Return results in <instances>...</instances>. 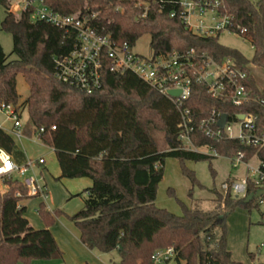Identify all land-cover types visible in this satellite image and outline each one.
<instances>
[{"label": "trees", "instance_id": "obj_1", "mask_svg": "<svg viewBox=\"0 0 264 264\" xmlns=\"http://www.w3.org/2000/svg\"><path fill=\"white\" fill-rule=\"evenodd\" d=\"M43 1L54 13L76 17L116 43L135 46L142 37L150 36L154 57L193 50L218 62L233 60L247 74L244 85L256 101L238 108L227 99L212 98L204 85L194 83L186 105L198 120L208 118L213 110L230 121L239 115H254L258 129L264 130V89L257 87L249 69L252 65L264 71V0H219L216 8L218 14L230 19L233 32L241 35L243 29L247 30L254 50L251 61L220 44V34L203 37L191 33L181 20L170 17L174 5L162 9L159 0ZM139 1L149 2L147 12L137 6ZM207 1L214 4L215 0ZM0 3L5 9L0 30L13 39L11 55L0 45V103L21 107L17 77L23 76L30 91L25 103L29 124L24 135L36 137L54 150L60 179L92 181L85 190L84 207L69 217L80 232L82 244L102 254L116 252L120 264H151L157 250L170 247L177 252V264H233L227 241L228 216L237 208L250 212L259 208L264 197L246 202L259 188L249 183L243 199L211 190L217 198L216 211L182 205L184 214L177 216L155 206L158 186L169 158L211 163L213 155L233 159L243 153V160L249 162L255 156L264 160V148H247L228 137L207 138L196 130L193 145L213 155L184 150L178 139L180 114L176 106L135 74L111 72L107 64L101 88L91 95L60 82L55 59L71 52L77 43L76 33L33 20L32 8L14 14L11 0ZM12 55L16 59L12 60ZM152 129L164 133L168 151L158 150ZM0 148L18 164L27 162L2 128ZM185 174L199 186L192 172ZM27 199L32 198L16 181L10 182L0 196V264L63 258L50 231L63 213H50L40 203L37 213L45 228L36 230L21 205Z\"/></svg>", "mask_w": 264, "mask_h": 264}, {"label": "built area", "instance_id": "obj_2", "mask_svg": "<svg viewBox=\"0 0 264 264\" xmlns=\"http://www.w3.org/2000/svg\"><path fill=\"white\" fill-rule=\"evenodd\" d=\"M159 3L162 9L168 4L174 5L170 17L181 20L193 34L213 37L227 31L251 44L250 39L246 37V29L238 35L232 31L230 19L218 14L216 8L219 6V0H215L214 4H209L207 0H159ZM149 5L147 1L137 2V6L144 7L145 12ZM28 8L33 9V20L76 33L77 43L71 52L55 59L56 78L60 82L91 95L101 88L102 71L107 64L111 72L135 74L176 106L180 114L178 139L184 150L202 153L203 149H197L192 142V135L196 130L202 131L207 138L228 137L239 140L247 148H264V130L258 129L257 117L254 115H239L237 120L232 121L227 117L225 126L221 128L219 122L223 114L220 112L213 110L208 118L198 120L186 105L194 83L204 85L212 98L227 99L238 108L256 101L244 85L247 74L239 69L233 60L224 59L218 62L208 55L198 56L193 50L145 57L136 53L135 46L129 42L116 43L110 36H101L90 25L76 17H64L54 13L43 0H11V11L14 14ZM171 91H180V95L170 96ZM0 114L12 123L14 129L23 128L21 107L0 103ZM240 116H244L243 120L239 119ZM234 125L238 126L237 134H234ZM54 129L55 127L52 128ZM243 158V153H239L230 161L234 168L246 165V175L238 181L221 185L224 193L230 192L236 199L246 198L251 182L259 190L264 189V160L255 156L245 162ZM253 160H256L255 165H251ZM44 163L43 159H39L18 164L12 155L0 148V190L5 187V194L10 182L16 181L26 189L27 196L47 200V188L38 170V166ZM263 203L264 200L261 201V204ZM176 258L177 252L173 247L157 250L151 258V264H173L177 263Z\"/></svg>", "mask_w": 264, "mask_h": 264}, {"label": "rangeland", "instance_id": "obj_3", "mask_svg": "<svg viewBox=\"0 0 264 264\" xmlns=\"http://www.w3.org/2000/svg\"><path fill=\"white\" fill-rule=\"evenodd\" d=\"M4 17L5 9L0 3V26ZM150 42V36L146 35L142 37L135 44V52L145 57H151L152 50ZM219 42L225 47L239 51L246 59L250 61L253 59L254 50L252 45L236 34L223 31L220 34ZM0 45L7 55L12 54V36L1 30ZM11 59H16V56L12 55ZM251 69L256 75L255 78L259 86L264 87V71L253 67H251ZM17 91L20 96L22 123L27 126L29 124V116L25 103L30 95V91L29 86L21 75L17 77ZM11 127L12 123L7 121L6 118L0 114V128L9 131ZM233 129L234 134H237L238 126L234 125ZM151 135L153 136L160 152H166L169 150L165 141L164 133L161 130L152 129ZM22 145L28 156L34 159L39 157L45 158L48 173L46 174V178L54 183V185L49 187L50 193L52 196L54 194L57 204L67 203L68 205L67 211L64 208H55L51 200L44 201L37 198L40 199V203H44L46 208L51 210L50 213H53L54 211H60L63 213V215L56 218L53 226H55L56 223L60 224L57 221L58 219H62L69 225L71 224L70 226L78 231L74 223L70 221L69 217L80 211V208H77V203L80 200L82 201L86 199L85 190L87 186H84L83 182H91L92 186V181L83 178L60 179L61 171L54 150L49 146L44 145L38 140V138H28L22 142ZM21 147L22 146L20 145V148ZM201 151L202 153L213 155L206 149ZM213 156L215 158L211 163L208 161L181 162L180 160L173 158L167 159L164 166V177L158 186L155 206L177 216H182L184 214L182 205H185L188 208L199 207L205 212L216 211L218 204L216 201L217 198L210 191L216 190L218 193L225 196L224 191L221 189V185L223 183L230 184L234 182L233 179H241L244 177L246 175L247 166L240 165L238 168H234L230 159L215 155ZM255 164L256 160H253L251 165ZM185 171L194 174L199 186L192 183L185 174ZM67 190L72 192L74 196L71 200H69L70 197L64 199V193ZM4 191L5 187H2L0 194H3ZM190 194L192 195L190 196ZM37 199H32L27 203L29 209L26 218L30 221L32 227L33 224H36L37 220H41L37 213L38 208H35V205L38 203ZM227 230L228 245L233 253V260L236 261L237 264L264 263V203L261 204L259 208L253 209L251 212L241 208L233 210L227 219ZM64 245L69 246V251L66 255L63 253L62 259L33 261L31 264H71L70 259H73L74 256L76 257L77 249H74V247L71 248L68 243H64ZM262 245L263 247H261ZM98 254H100L104 264H120V258L116 252L111 254ZM250 255H255V260H252ZM173 264L177 263L174 262Z\"/></svg>", "mask_w": 264, "mask_h": 264}, {"label": "crops", "instance_id": "obj_4", "mask_svg": "<svg viewBox=\"0 0 264 264\" xmlns=\"http://www.w3.org/2000/svg\"><path fill=\"white\" fill-rule=\"evenodd\" d=\"M251 67H253V68H256V67L250 65L249 69H250V72H251L252 76L255 79L257 87L260 90L264 89V87H260L258 82L256 81V78H255L256 75L252 72ZM256 69H258V68H256ZM24 128H25V125L23 124V128L21 130H16V129L13 128V126L11 127V129L9 131L4 130V129L3 130L14 140V142L17 144V146L19 148H20V145L22 146L20 149H22V151L24 152L27 160H31V161H37L39 159H43L44 160L45 163L43 165H39L38 166V170H39L40 176L43 178L44 185L47 188V192H48L47 200H49V201L51 200L53 202V205L55 206V208H64L65 210H67V208H68L67 203L66 204L65 203L57 204L56 203V199L54 197V194L52 196V194L50 193L49 187L54 185V183L52 181H50V180H47V178H46V174H48V173H47V169H46V160H45V158L44 157H39V158H35L34 159V158H32V157L27 155V153H26V151H25V149H24V147L22 145V142L24 140L28 139V137H26L24 135V131H25ZM83 179H87V178H83ZM233 180L234 181H238L240 179H233ZM87 181H90V180H87ZM83 183H84V186H87L86 189L91 187V182H83ZM85 196H86V194H85ZM73 197L74 196H73L72 192H70L69 190H67L64 193V199L69 198V200H71ZM32 199H37V198H32ZM32 199L24 200L21 203L22 206L26 207V215L25 216H27V211L29 209L27 203H29V201L32 200ZM47 200H45V201H47ZM37 201H38V203L35 205V208H38V206L40 204V199H37ZM78 203H77V208H80V210H81L84 207L85 200H82V201L80 200ZM47 210L49 212L51 211L49 208ZM40 221L41 220H37L36 224L35 225L33 224V228L34 229L40 230V229L45 228L43 223L40 222ZM57 222L60 223V224L56 223L55 226L50 228V231L53 234V236H54L59 248L61 249V251H63L64 255H66V253L69 251V246L64 245V243H68L71 246V248L74 247V249H77L76 257L74 256L73 259L72 258L70 259L71 260V262H70L71 264H104L103 259L101 258L100 254H98L97 252L88 250L82 244L81 239H80L81 236H80V232L79 231H77L74 227L70 226L71 224L69 225L68 223L64 222V220H62V219H58ZM29 223H30V221H29ZM228 250L231 253L233 264H237L236 261L233 260V253L231 252V250L229 248V245H228ZM250 258L252 260H255L256 256L255 255H250ZM262 264H264V263H262Z\"/></svg>", "mask_w": 264, "mask_h": 264}, {"label": "water", "instance_id": "obj_5", "mask_svg": "<svg viewBox=\"0 0 264 264\" xmlns=\"http://www.w3.org/2000/svg\"><path fill=\"white\" fill-rule=\"evenodd\" d=\"M169 95L173 96V97H178L180 95V91H171V92H169ZM243 117L244 116H240L239 119L243 120ZM226 121H227V116L223 115L221 120H220V122H219V126L221 128H223L225 126V124H226ZM262 197H264V189H260V190L257 191L256 194H252V195L248 196L247 199H246V202L248 203V202H251L254 199H260Z\"/></svg>", "mask_w": 264, "mask_h": 264}]
</instances>
